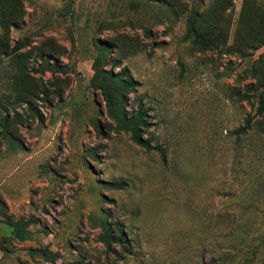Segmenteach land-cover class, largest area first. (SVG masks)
Here are the masks:
<instances>
[{"label":"rangeland","instance_id":"rangeland-1","mask_svg":"<svg viewBox=\"0 0 264 264\" xmlns=\"http://www.w3.org/2000/svg\"><path fill=\"white\" fill-rule=\"evenodd\" d=\"M8 13L9 45L26 36L34 67L57 68L0 140V264H264L262 121L233 133L253 114L234 93L264 90V0H0ZM95 57L137 83L125 110L143 105L152 150L112 131ZM103 222L123 236L109 251Z\"/></svg>","mask_w":264,"mask_h":264},{"label":"trees","instance_id":"trees-1","mask_svg":"<svg viewBox=\"0 0 264 264\" xmlns=\"http://www.w3.org/2000/svg\"><path fill=\"white\" fill-rule=\"evenodd\" d=\"M197 18L196 12H191L187 16L185 35L187 38H191L200 50H204L200 47L203 37L196 30ZM14 20V16L8 13L0 21V140L8 142H13L9 133L10 126L20 124L24 120L23 112L20 109L24 108L25 120L30 122L31 118L36 116L33 102L40 98V100L47 99V88L42 91L36 89L35 75L41 76L45 72L52 74L53 70L57 68L47 58L41 57L40 53L36 56L38 64L34 67L35 59H30L27 52L30 49V42L26 36L15 41L11 46L9 45V29L13 27ZM90 68L92 75L89 79V86L99 92L104 103L105 113L113 123L112 131L115 133L124 132L128 134L130 141L135 145L145 151L152 150L150 141L143 137L149 127L147 111L143 105L138 102L133 112L125 110L128 101L127 95L135 92L137 83L125 72L112 74L109 70L105 71L100 67L97 57L93 59ZM234 95L237 101L246 102L253 114L246 115L242 125L233 133L237 136L246 134L255 119L258 118L262 121L260 132L264 134V90H261L259 85L249 83L243 87L242 92L237 91ZM29 224L28 221H17L14 224L13 237L18 241L23 240L22 231ZM122 237L113 233L107 223L101 224L98 240L107 251L110 250L112 243H121ZM36 252L38 251L29 250V253ZM221 261L220 264H224V260ZM68 264L83 263L78 261ZM226 264L235 263L228 262Z\"/></svg>","mask_w":264,"mask_h":264}]
</instances>
